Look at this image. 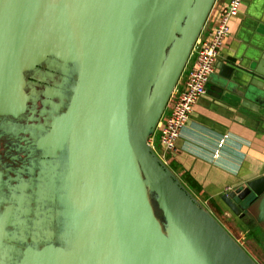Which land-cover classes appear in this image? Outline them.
<instances>
[{
	"label": "water",
	"instance_id": "1",
	"mask_svg": "<svg viewBox=\"0 0 264 264\" xmlns=\"http://www.w3.org/2000/svg\"><path fill=\"white\" fill-rule=\"evenodd\" d=\"M212 4L0 0V117L19 118L29 109L28 72L37 81H54L51 93L58 90L61 101L35 144L49 156L62 152L70 186L59 194L61 210L54 207L57 196L51 197V221L55 226L58 221L60 230L56 243L32 231L44 228V217L22 231L17 222H4L10 210L4 218L0 213V264L13 258L14 264H258L187 194L149 142V99L169 50L183 44L168 61L173 62L162 89L167 100L179 82L185 49L192 52L195 45L181 35V27L192 17V31ZM52 60L59 68H48L45 76ZM263 60L255 69L238 68L261 78ZM150 187L165 226L153 209ZM250 196L254 210L244 204ZM222 200L234 214L248 212L264 228V176ZM5 228L13 230L8 234ZM169 230L178 239H171ZM65 232L69 236L62 239ZM6 240L21 245L8 258Z\"/></svg>",
	"mask_w": 264,
	"mask_h": 264
},
{
	"label": "crops",
	"instance_id": "2",
	"mask_svg": "<svg viewBox=\"0 0 264 264\" xmlns=\"http://www.w3.org/2000/svg\"><path fill=\"white\" fill-rule=\"evenodd\" d=\"M230 1L213 0L208 14L192 31L190 26L194 18L187 19L181 27V35L195 44L208 39ZM182 46L176 42L169 50L162 75L149 99L148 127L153 131L150 138L154 136L153 144L160 159L163 154L161 125L173 106L169 99L163 98L162 89L173 62L168 61L173 60ZM190 52V48L185 49V59L178 72L180 88L196 61V55L190 56ZM262 57L264 0H244L240 14L230 21V35L220 50L207 93L195 105L181 131L176 150L166 159L167 166L187 194L230 235L223 224L229 207L222 197L264 176V60L257 72L261 78L238 68L255 69ZM156 148L162 150L161 155ZM257 236L259 238L254 236V239L261 241L263 248L264 230H259ZM258 264H264V259Z\"/></svg>",
	"mask_w": 264,
	"mask_h": 264
},
{
	"label": "flooded vegetation",
	"instance_id": "3",
	"mask_svg": "<svg viewBox=\"0 0 264 264\" xmlns=\"http://www.w3.org/2000/svg\"><path fill=\"white\" fill-rule=\"evenodd\" d=\"M27 92L39 95L44 101L49 100L51 106L47 108H32L33 99L29 103L27 112L19 118L10 116L0 117V213L4 222L13 226L18 223L20 230L30 227L35 221H41L44 217L43 229H34L33 232H41V238L45 241H58L60 233L59 223L56 221L55 229L52 228V194L57 196L55 209L61 210L59 204V194L66 192L69 186L66 176L63 174L61 151L52 150L53 155L44 154L42 150L36 148L39 137L44 135L49 129L48 123L56 111H52L59 106L61 98L58 90L52 95V89L56 88L54 81H38L31 74H27ZM34 84V86H33ZM36 88V89H35ZM35 90H37L36 93ZM45 92V93H44ZM49 96V97H47ZM54 108V109H53ZM66 184V185H65ZM68 185V186H67ZM9 202H5L6 198ZM246 212L242 217H249ZM10 224V225H11ZM9 225V226H10ZM54 229V230H53ZM13 228H5L10 234ZM26 233V232H25ZM69 236L67 232L62 234V239ZM6 245H12L9 240ZM21 249V245L15 246Z\"/></svg>",
	"mask_w": 264,
	"mask_h": 264
},
{
	"label": "built area",
	"instance_id": "4",
	"mask_svg": "<svg viewBox=\"0 0 264 264\" xmlns=\"http://www.w3.org/2000/svg\"><path fill=\"white\" fill-rule=\"evenodd\" d=\"M244 0H231L222 10L219 23L209 38L196 42L191 55H196V61L182 88L177 84L170 97L171 113L166 116L161 125L160 142L163 146L161 160L167 165V155L177 148V141L193 113L199 99L207 93L210 77L215 71L217 58L225 40L230 35V21L241 12ZM154 136L149 140L153 144ZM156 152V151H155Z\"/></svg>",
	"mask_w": 264,
	"mask_h": 264
},
{
	"label": "rangeland",
	"instance_id": "5",
	"mask_svg": "<svg viewBox=\"0 0 264 264\" xmlns=\"http://www.w3.org/2000/svg\"><path fill=\"white\" fill-rule=\"evenodd\" d=\"M47 72L45 73V76L50 74L51 72H48V68H52L54 70H57L59 68L58 62L55 60H52L47 63V65L44 67ZM43 68V69H44ZM42 69V70H43ZM28 74L32 76V73L28 72ZM38 82V81H37ZM34 86V84H33ZM36 89V88H35ZM37 90H35L34 93H36ZM45 93V92H44ZM49 97V96H47ZM33 103H32V108H47L50 107V101L46 100L44 101L39 95H34L33 97ZM172 103V102H171ZM157 153L160 155L162 154V150L159 148H156ZM61 166L63 169L66 167V160L61 161ZM172 166V164H171ZM149 193H150V198L152 202L153 209L156 213L157 218L160 220V222L165 226L167 224V219L165 218L164 211L162 210L161 206L158 203L156 194L154 191H152L151 187L149 188ZM73 195H70V197ZM253 200V196H250L246 201H244V204L250 209L251 206V201ZM253 208V207H252ZM254 210V208H253ZM225 217V215H223ZM224 225L225 227L229 230L233 238L240 244V246L248 253L250 252V255L253 257V259L256 261V263H260L261 260L264 259V250L262 248V243L261 241H257L254 239V237H250L249 233L247 230L244 228L242 224H240L237 220L236 215L233 214L232 211H228L226 217L224 218ZM54 227L55 229V224L52 222V228ZM53 229V230H54ZM167 230V229H166ZM168 233V235L171 237V239H175L177 237V234L173 232L172 230L170 231H165ZM180 243V241H179ZM16 245H10L7 250L5 251V256L8 258V256H13L15 254V251H17V248L15 247ZM19 249V248H18ZM16 258L11 259V264H14ZM200 264H209L207 262H203L202 260L200 261Z\"/></svg>",
	"mask_w": 264,
	"mask_h": 264
},
{
	"label": "trees",
	"instance_id": "6",
	"mask_svg": "<svg viewBox=\"0 0 264 264\" xmlns=\"http://www.w3.org/2000/svg\"><path fill=\"white\" fill-rule=\"evenodd\" d=\"M229 211L231 210L229 209ZM220 213H223V212H220ZM236 217H237L238 222L242 224L244 228L247 230L250 237L255 236L256 238H259L257 236V233L259 230H264V228L257 223L256 219L252 215L249 217H245V218H243L242 216H238V215H236ZM263 246H264V243H263Z\"/></svg>",
	"mask_w": 264,
	"mask_h": 264
}]
</instances>
